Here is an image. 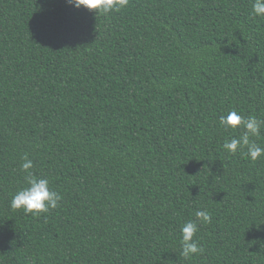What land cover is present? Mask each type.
<instances>
[{
	"label": "trees",
	"instance_id": "16d2710c",
	"mask_svg": "<svg viewBox=\"0 0 264 264\" xmlns=\"http://www.w3.org/2000/svg\"><path fill=\"white\" fill-rule=\"evenodd\" d=\"M0 264H264V0H0Z\"/></svg>",
	"mask_w": 264,
	"mask_h": 264
}]
</instances>
